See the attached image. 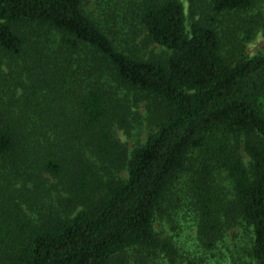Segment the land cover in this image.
<instances>
[{
    "label": "trees",
    "instance_id": "1",
    "mask_svg": "<svg viewBox=\"0 0 264 264\" xmlns=\"http://www.w3.org/2000/svg\"><path fill=\"white\" fill-rule=\"evenodd\" d=\"M188 1L0 0V264H264L260 0ZM109 78L156 125L130 154Z\"/></svg>",
    "mask_w": 264,
    "mask_h": 264
},
{
    "label": "rangeland",
    "instance_id": "2",
    "mask_svg": "<svg viewBox=\"0 0 264 264\" xmlns=\"http://www.w3.org/2000/svg\"><path fill=\"white\" fill-rule=\"evenodd\" d=\"M91 7H93L92 4ZM184 7L190 21V5L188 0H184ZM245 16L249 18H260V21L262 23L261 25L256 27L253 38L250 41L246 42L244 45L245 55L251 58L264 53V0H260L257 6L246 13ZM189 21L188 23H190ZM231 29L232 34L230 40H233L236 36H238L239 34L241 35L242 33L241 29L236 30V27L234 26H231ZM231 47L232 46L230 45L227 46L224 55L230 60L234 61L237 60V57L235 56L236 52ZM139 50V54L145 59L154 57L156 59L164 60L170 54L169 51L157 45H149L147 47L139 46ZM1 68L8 71L4 65ZM106 84L108 87L113 89L119 97L123 99L126 98L128 101H130V114L128 119L129 123L127 127L123 129L115 128L116 137L126 147L128 153L130 154L136 147L144 144L149 133L155 129V122L153 123L150 119L147 109V102L144 99H139L133 92L119 88L110 78L106 80ZM116 176L126 178V172L122 171ZM224 176L225 175L223 173L221 175V180L223 182V185L228 187L229 182L226 178H224ZM53 196H55L54 193ZM30 208L33 212L28 210L26 212L30 216L33 214V217H37L39 209L36 207ZM174 221V215H172V217H160L155 222V229L157 232L168 235L173 240L187 247L190 237L194 236V230L190 228V223L188 222L185 223V226H175L172 225Z\"/></svg>",
    "mask_w": 264,
    "mask_h": 264
}]
</instances>
